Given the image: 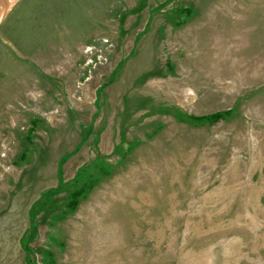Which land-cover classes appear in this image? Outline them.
Instances as JSON below:
<instances>
[{
  "label": "rangeland",
  "instance_id": "rangeland-1",
  "mask_svg": "<svg viewBox=\"0 0 264 264\" xmlns=\"http://www.w3.org/2000/svg\"><path fill=\"white\" fill-rule=\"evenodd\" d=\"M0 264H264V0H0Z\"/></svg>",
  "mask_w": 264,
  "mask_h": 264
},
{
  "label": "trees",
  "instance_id": "trees-1",
  "mask_svg": "<svg viewBox=\"0 0 264 264\" xmlns=\"http://www.w3.org/2000/svg\"><path fill=\"white\" fill-rule=\"evenodd\" d=\"M219 116H215V117H211V118H209L210 120H215L216 121V119L218 118ZM202 119H204V118H202ZM195 120H201V119H195ZM64 162V161H63ZM53 192H49L48 193V197L52 194ZM83 192H82V190H77V191H75V192H73L72 193V201L69 203V206L70 207H74L75 205H76V203H77V201H78V198H79V196L82 194ZM32 225H33V221H32ZM32 231H33V234H34V232H35V226L33 225L32 226ZM28 243V241L26 242V244ZM26 250H27V252L28 253H30V249L29 248H27L26 247Z\"/></svg>",
  "mask_w": 264,
  "mask_h": 264
}]
</instances>
